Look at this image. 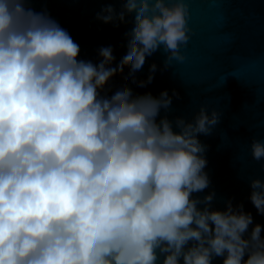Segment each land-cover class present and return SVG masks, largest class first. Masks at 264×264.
Instances as JSON below:
<instances>
[{
	"label": "clouds",
	"instance_id": "clouds-1",
	"mask_svg": "<svg viewBox=\"0 0 264 264\" xmlns=\"http://www.w3.org/2000/svg\"><path fill=\"white\" fill-rule=\"evenodd\" d=\"M122 2L120 13L109 6L98 16L135 13L128 51L112 68L111 47L98 65L78 60L79 45L56 21L26 0H0V264H156L157 249L163 264H264L261 225L244 238L253 217L242 205L209 210L214 194L192 198L210 183L198 134L218 114L201 109L175 132L166 118L156 122L171 104L166 91L100 96L161 46L168 62H182L190 39L189 0ZM252 155L264 158V143L254 141ZM251 188L264 215V182Z\"/></svg>",
	"mask_w": 264,
	"mask_h": 264
},
{
	"label": "water",
	"instance_id": "water-1",
	"mask_svg": "<svg viewBox=\"0 0 264 264\" xmlns=\"http://www.w3.org/2000/svg\"><path fill=\"white\" fill-rule=\"evenodd\" d=\"M109 6L118 14L124 4L122 0L25 3L26 8L45 13L68 32L80 47L78 60L98 65L103 59L100 49L111 47L115 59L108 67L115 68L128 51L135 13L126 14L124 21L115 18L105 23L98 16L107 15L103 10ZM189 11L190 39L181 46L182 62H168L169 53L161 46L146 57L139 71L132 73L130 66L118 71L99 90L100 96L110 98L124 87L131 89L133 98L146 94L160 98L166 91L171 104L160 109L156 122L166 118L175 132L180 131L177 120L194 123L201 109L209 117L216 112L219 118L211 132L198 134L210 183L202 192L192 193V198L203 201L214 194L209 210L225 211L230 202L239 211L242 205L253 217L244 238L259 224L264 240V215L250 200L251 182H264V158L256 160L252 155L253 142L264 143V0H189ZM152 65L155 71H151ZM205 206L203 202L197 205L201 210ZM156 251V264H163L165 254ZM223 260L213 257L212 264H223Z\"/></svg>",
	"mask_w": 264,
	"mask_h": 264
}]
</instances>
